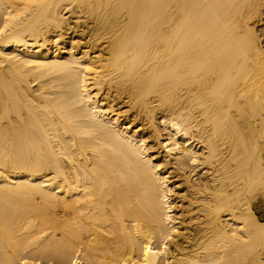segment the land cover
I'll return each mask as SVG.
<instances>
[{"label":"bare ground","instance_id":"bare-ground-1","mask_svg":"<svg viewBox=\"0 0 264 264\" xmlns=\"http://www.w3.org/2000/svg\"><path fill=\"white\" fill-rule=\"evenodd\" d=\"M0 264H264V0H0Z\"/></svg>","mask_w":264,"mask_h":264}]
</instances>
